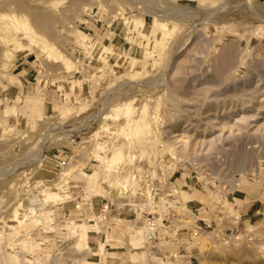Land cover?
I'll list each match as a JSON object with an SVG mask.
<instances>
[{
	"label": "rangeland",
	"instance_id": "374dc122",
	"mask_svg": "<svg viewBox=\"0 0 264 264\" xmlns=\"http://www.w3.org/2000/svg\"><path fill=\"white\" fill-rule=\"evenodd\" d=\"M1 1L0 264H264V0ZM110 147L165 171L149 194L116 198Z\"/></svg>",
	"mask_w": 264,
	"mask_h": 264
},
{
	"label": "bare ground",
	"instance_id": "6f19581e",
	"mask_svg": "<svg viewBox=\"0 0 264 264\" xmlns=\"http://www.w3.org/2000/svg\"><path fill=\"white\" fill-rule=\"evenodd\" d=\"M1 1V0H0ZM7 1H10V0H7ZM14 3H15V6H17L18 5V7H19V9H20V12L22 11V12H25V11H28V14H29V12H30V14H31V16H32V18L34 19V21L35 22H37L39 25H45V24H47V22L48 21H50V18L46 15V14H44V13H42L40 10H38V9H36V8H31V7H29V6H26L25 4H23V3H21V2H19L18 0H12ZM155 1V0H154ZM2 2V1H1ZM28 2V1H27ZM41 2V1H40ZM10 4H11V2H10ZM13 4V3H12ZM34 4H35V2H34ZM149 4V3H148ZM14 5V4H13ZM4 6V3H0V9L2 8ZM38 6V5H37ZM12 8H14L13 6H12ZM74 8V7H73ZM15 9H16V7H15ZM1 12V11H0ZM17 12V11H16ZM22 12H21V14H22ZM2 13V12H1ZM17 14H18V12H17ZM25 14V13H24ZM68 14V13H67ZM2 15V14H1ZM0 15V16H1ZM8 15H10V14H6V15H2V16H4L5 18H3V19H5V22H6V16H7V21L9 20V19H11V18H15L14 19V21H15V23L18 25L19 24V16L20 15H17V18H16V16H14V15H10V17L11 18H9L8 17ZM30 16V15H29ZM62 16V15H61ZM71 16V15H70ZM23 17H25V16H22V18ZM25 20V19H24ZM23 19H22V24H21V22H20V24H21V26L20 27H22L21 29L24 31V30H27L26 32H29L28 31V29H27V27H28V25L27 26H25L26 24L25 23H27V22H25ZM9 21H11V23H12V19L11 20H9ZM30 21H31V19H30ZM28 22L29 24L30 23H32V22ZM2 24H4V21H3V23ZM8 24V23H7ZM13 24V23H12ZM16 24H14L13 26H14V29L16 30L17 28L15 27V26H17ZM25 24V25H24ZM6 25V24H5ZM10 25V24H9ZM23 25L26 27V29H24L23 28ZM31 25V24H30ZM32 25H34L33 23H32ZM4 26V25H3ZM12 26V25H11ZM18 26V27H19ZM33 27V26H32ZM159 28L157 29V32H158V34H160L161 33V35H163V38H161V40H159L158 42H157V46L155 47L156 48V52L157 51H160L161 49H162V47L164 46V44H165V41L169 38V36L171 35V33H172V30H170L168 27H167V24L166 23H164V22H162V23H159V26H158ZM30 28H31V26H30ZM35 29V28H34ZM0 30H2V29H0ZM18 30V29H17ZM31 30V29H30ZM32 31H34V30H32ZM32 31H30V32H32ZM74 32H75V30H74ZM76 33H77V36H79V37H81V38H83L84 37V35H83V32L81 31V30H79V29H77V31H76ZM141 34V33H140ZM26 36V35H25ZM28 36V35H27ZM17 38V37H16ZM15 38V40H17L18 41V39H16ZM158 38V37H157ZM21 40V39H20ZM16 41V42H17ZM19 43H20V41H19ZM19 43H16V44H18L19 45ZM31 45H33V46H36V47H38L40 50H41V52L47 57V58H50V57H52V55H54V54H56V55H59L60 56V54L62 55V52L60 51V49L54 44V43H51L50 41H48L45 37H43V35H41V34H38V32H36V31H34V33L32 34V35H30V42H29ZM21 44V46H23L24 44H22V43H20ZM155 44V43H154ZM26 45V44H25ZM90 45V44H89ZM20 46V45H19ZM27 46V45H26ZM144 47V46H143ZM152 47V46H151ZM35 48V47H34ZM37 48V49H38ZM107 48V47H106ZM38 49V50H39ZM104 49V48H103ZM168 49V48H167ZM106 50H109L108 48L107 49H105V51ZM145 50H146V47H145ZM36 51V50H35ZM36 52H38V51H36ZM9 53V52H8ZM146 53V52H145ZM167 53V52H166ZM102 54V53H101ZM6 55V54H5ZM115 55V54H114ZM154 55V54H153ZM156 55V54H155ZM149 56V55H148ZM101 57V56H100ZM15 60V54L14 53H11V54H8V59L5 61V63H4V65H3V74L4 73H7V74H10V73H8V66H9V64L11 63V62H13ZM133 61V60H132ZM156 62H157V59H156ZM135 63V62H134ZM158 63V62H157ZM134 65V64H133ZM6 74V75H7ZM107 100V99H106ZM135 100V99H134ZM146 100V99H145ZM148 100V99H147ZM39 101V100H38ZM127 101V100H126ZM129 101V100H128ZM145 102V101H144ZM150 102V101H149ZM42 103V102H41ZM131 103V102H130ZM158 103V102H157ZM26 104V103H25ZM143 104V103H142ZM145 104V103H144ZM159 104V103H158ZM157 104V105H158ZM122 105V104H121ZM120 105V106H121ZM147 105H148V103L147 104H145L144 106H142V108H144V110L147 108ZM118 107V106H117ZM136 107V106H135ZM133 108V107H131L130 105H129V102H127L126 103V105L124 106V107H120V109H119V107H118V109L120 110V111H122V113H123V116L125 117V120L127 119L129 122H130V125L131 124H135V123H137L138 122V120L140 119L139 118V116L138 115H135V114H137L136 113V110L135 109H138V107H136V108ZM117 109V110H118ZM24 110V109H23ZM143 110V109H142ZM143 110V111H144ZM7 111V110H6ZM140 111V110H139ZM146 111V110H145ZM155 113V112H154ZM8 114V113H7ZM107 115V114H106ZM140 115V114H139ZM119 116V115H118ZM144 116H145V114H144ZM144 116H143V118H144ZM153 116V115H152ZM151 116V117H152ZM115 117H117V116H115ZM142 117V116H141ZM28 118V117H27ZM30 118H33L32 117V114H31V116L29 117V119ZM105 118V120H106V118H108V115L107 116H105L104 117ZM157 118V117H156ZM143 120V119H142ZM156 120V119H155ZM126 122V121H125ZM154 122V121H153ZM150 124V123H149ZM157 124V123H156ZM118 125V122L117 121H115V122H111V123H109L108 124V131L109 132H113V131H115L116 130V127L115 126H117ZM121 125V124H120ZM129 125V126H130ZM154 126H156V125H154ZM157 126H158V124H157ZM120 127V126H119ZM150 127V126H149ZM148 127V128H149ZM156 128V127H155ZM129 129L130 128H128V131H129ZM134 129V128H133ZM157 129V128H156ZM135 130V129H134ZM150 130H151V127H150ZM148 131V130H147ZM124 132H125V130H124ZM149 132V131H148ZM156 132L157 133H159L157 130H156ZM114 133V132H113ZM122 133V132H121ZM151 134V133H150ZM121 135V134H120ZM149 136V135H148ZM154 136H155V134H154ZM128 138V139H130V134L128 133V134H126L125 135V138ZM116 138V137H115ZM118 138V137H117ZM146 138V137H145ZM148 138V137H147ZM116 140V139H115ZM153 140V139H152ZM106 142V141H105ZM116 142V141H115ZM111 143V142H110ZM114 143V142H113ZM103 144V143H102ZM106 144V143H105ZM110 145V144H109ZM104 146V145H103ZM105 148H106V146H105ZM109 149H112V152L107 156V157H103V156H101V155H99L98 157L101 159V161H102V163L103 164H105L106 165V169H107V171L109 172V173H112V175H111V177L110 178H108V181H109V183L112 185H114L115 187H117L116 189H118V194L116 195V198H118V197H122V195H124V196H128V197H130L131 198V196H137V195H144V194H149V191H148V189L147 188H145L144 186H141V185H134V186H130V182H131V177L133 176V172L135 173V171H137V173L139 174V176L141 177V183H151L152 181H154L155 180V177L157 176V175H164V170H161V171H156L155 170V168H153V167H149V164H148V160L146 159V158H144V156L143 155H141V151H140V149L138 148V147H135L134 149H131V150H127V149H125V148H123V147H113V148H109ZM105 151H107L106 149H105ZM125 152H126V154H125ZM152 153H153V151H152ZM104 155H105V153H104ZM148 156H150V154L148 155ZM157 164V163H156ZM163 167V166H162ZM163 169V168H162ZM139 170H141V171H139ZM101 171V170H100ZM98 172L99 171H96L94 174H90L94 179H97V177H99V174H98ZM107 172V173H108ZM107 176L106 175H103V179H107L106 178ZM157 179V178H156ZM154 183V182H153ZM152 186H154V185H152ZM152 188V187H151ZM150 188V189H151ZM65 189V188H64ZM88 189V188H87ZM113 189V188H112ZM116 189H114V190H116ZM73 191V190H72ZM69 192H70V190H69ZM151 192V191H150ZM66 194V193H65ZM71 195V194H70ZM121 195V196H120ZM124 196H123V199H125L124 198ZM62 197V196H61ZM70 197V196H69ZM148 197V196H147ZM57 198V201H58V203H59V201H60V199H58V197H56ZM60 198V197H59ZM120 199V198H119ZM129 199V198H128ZM139 199V198H138ZM65 200V199H64ZM63 200V201H64ZM117 200V199H116ZM127 200V199H126ZM130 200V199H129ZM34 200L32 199L31 200V202H33ZM133 202H135V200H132ZM131 201V202H132ZM141 201V200H140ZM123 202V201H122ZM124 203H125V200H124ZM137 203V202H136ZM142 203V202H141ZM119 205V204H118ZM137 205H139V204H137ZM117 206V205H116ZM140 206V205H139ZM19 207V206H18ZM13 208V207H12ZM32 208V207H31ZM25 210V209H24ZM30 210H32L33 211V209H30ZM30 210H28L29 212H30ZM8 212V211H7ZM32 213V212H31ZM33 213H34V211H33ZM33 213H32V215H33ZM10 217H12L13 219V222H16L15 223V226L13 227L14 229V231H16L17 232V229H19V227H20V224L22 223V221L19 219V211H18V208H17V206H16V208H14L13 209V211H12V213H10ZM26 215V214H25ZM51 216H53V215H51ZM33 218V217H32ZM37 218V217H36ZM89 218V217H88ZM27 219V218H26ZM35 220V219H34ZM84 220V219H83ZM39 221L37 220V223H38ZM25 223V222H24ZM36 223V224H37ZM52 223V222H51ZM54 223V222H53ZM188 222H186L185 224H187ZM43 225V223L40 225V226H42ZM52 224H50V226H51ZM24 226V225H23ZM26 226V225H25ZM11 227V226H10ZM36 227H37V225H36ZM9 228V227H8ZM26 228H27V226H26ZM50 229V228H49ZM9 230V229H8ZM104 230V229H103ZM19 231V230H18ZM75 231H77V230H75ZM74 231V232H75ZM9 233V232H8ZM86 233V232H85ZM31 235V234H30ZM138 235H140V234H138ZM141 242V241H140ZM87 243V242H86ZM134 243H135V241H134ZM138 243V242H137ZM85 249H86V247H85ZM88 249V248H87ZM13 251V250H12ZM21 251V250H20ZM88 251V250H87ZM10 255V254H9ZM11 257V256H10ZM20 257V256H19ZM14 258H15V256H14ZM22 258V257H21ZM13 260V259H12ZM74 260V259H73ZM72 262V261H71ZM73 264V263H72Z\"/></svg>",
	"mask_w": 264,
	"mask_h": 264
}]
</instances>
